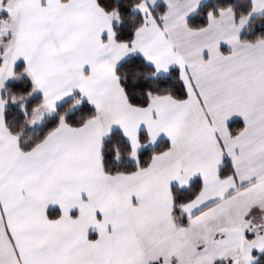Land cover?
Segmentation results:
<instances>
[{
  "label": "snow or ice",
  "instance_id": "obj_1",
  "mask_svg": "<svg viewBox=\"0 0 264 264\" xmlns=\"http://www.w3.org/2000/svg\"><path fill=\"white\" fill-rule=\"evenodd\" d=\"M0 264H264V0H0Z\"/></svg>",
  "mask_w": 264,
  "mask_h": 264
}]
</instances>
